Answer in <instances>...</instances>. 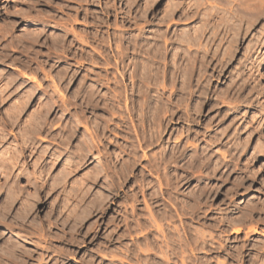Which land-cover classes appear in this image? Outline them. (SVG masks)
<instances>
[{"label": "rangeland", "instance_id": "1", "mask_svg": "<svg viewBox=\"0 0 264 264\" xmlns=\"http://www.w3.org/2000/svg\"><path fill=\"white\" fill-rule=\"evenodd\" d=\"M174 1L0 0V264H264V19Z\"/></svg>", "mask_w": 264, "mask_h": 264}, {"label": "bare ground", "instance_id": "2", "mask_svg": "<svg viewBox=\"0 0 264 264\" xmlns=\"http://www.w3.org/2000/svg\"><path fill=\"white\" fill-rule=\"evenodd\" d=\"M179 1V0H178ZM183 1V0H182ZM205 1H207L208 2V0H205ZM213 1H217V0H213ZM231 1V0H230ZM233 1V0H232ZM204 2V1H203ZM202 2V3H203ZM201 2H200V0L199 1H196L194 4H191L187 9L186 8H184L183 6H185V4H183L182 2H175L174 1V4H171V6H170V9H169V13H168V15H167V19L168 20H170L171 22H173L174 21V17L176 16V14H177V12L179 11V10H181V8L183 9H186L185 11H183V13H181L180 14V17H178L179 18V21H182L183 19H185V21H186V19H188V20H190L191 18H194V17H199V15L201 14V8H202V5H204V4H202ZM206 3V2H205ZM226 4H227V6H229V1H227L226 0ZM234 5L233 7H231V5ZM232 4L230 5V8L229 7H227V9H223L222 11H227L229 14H230V17H231V19L230 20H232V22H230L229 24H227V22L229 21L228 19V21L226 22V25H225V27H222L221 28V30H224L223 31V35H222V37H221V39H220V41H221V43H222V41H223V39L225 38V36L226 35H230V33L232 32H234V34H235V37H240L242 34H243V31L245 30L244 29V26L246 25L247 27H245V28H247V29H249V28H251L256 22H258V21H260V20H262V19H264V0H235V1H233L232 2ZM225 8H226V6H224ZM167 8H168V6H167ZM168 10V9H167ZM181 12V11H180ZM167 13V12H166ZM179 13V12H178ZM221 13V12H220ZM219 12H217V11H215V13H210V14H208V15H206L207 16V20H206V22H208V24L206 25V27H205V30L203 29V32H207V30H210V29H216L217 27H219V26H217L216 25V22L215 23H213V24H211L210 23V19L209 18H215V17H217L219 14H220ZM224 14V13H223ZM223 14L221 15V16H223ZM226 15H228V14H226ZM225 15V16H226ZM224 16V17H225ZM128 17V16H127ZM164 17V16H163ZM126 18V17H125ZM221 18V20L220 21H223L224 19L222 18V17H220ZM226 18V17H225ZM217 19V18H216ZM164 20V19H163ZM167 20V21H168ZM161 21V20H160ZM175 21H176V19H175ZM184 21V20H183ZM226 21V20H225ZM162 22V21H161ZM164 22V21H163ZM218 22V21H217ZM164 23H166V21L164 22ZM220 23V22H219ZM163 24V23H162ZM168 24V23H167ZM223 24V23H222ZM225 24V23H224ZM33 25V23H31V22H29L28 23V25H27V27H30V26H32ZM172 25V24H171ZM175 25H178V24H175ZM220 25V24H219ZM168 26V25H167ZM255 26V25H254ZM108 29H110V28H108ZM158 29V28H157ZM168 29V28H167ZM247 29L245 30L246 32H247ZM113 30V29H112ZM115 30V29H114ZM177 30V29H176ZM200 30V29H199ZM218 30V29H217ZM107 31V30H106ZM117 31V30H116ZM115 31V32H116ZM161 31V30H160ZM167 31V30H166ZM196 31H198V29L196 30ZM196 31H194V32H196ZM201 31V30H200ZM244 31V32H245ZM157 32V31H156ZM155 32V33H156ZM164 32V31H163ZM174 32V31H173ZM205 32V33H206ZM162 33V32H161ZM166 33V32H165ZM196 34V33H195ZM198 34H200V32L198 33ZM204 34V33H203ZM222 34V32H218V36H220ZM162 35V34H161ZM164 35V34H163ZM166 35V34H165ZM164 35V36H165ZM160 36V35H159ZM213 36V35H212ZM163 37V36H162ZM214 38L216 37V35L214 34V36H213ZM182 38V37H181ZM192 38H194V37H192ZM196 38V37H195ZM213 38V39H214ZM161 39V38H160ZM171 40H173V39H171ZM178 40V39H177ZM199 40V39H198ZM236 40V39H235ZM156 41V40H155ZM158 41V40H157ZM169 41V40H168ZM167 41V42H168ZM176 40H174V42H175ZM215 41V40H214ZM161 42V41H160ZM166 42V43H167ZM182 42V41H181ZM196 42V41H195ZM236 42V41H235ZM156 44V43H155ZM165 44V43H164ZM174 43H172V45H173ZM178 44V43H177ZM161 45V44H160ZM220 45V44H219ZM157 46V45H156ZM165 46V45H164ZM161 47H163V46H161ZM161 47H160V49H161ZM233 47V46H232ZM230 48V47H229ZM166 49V48H165ZM231 49V48H230ZM157 50V49H156ZM167 50V49H166ZM158 51V50H157ZM163 51H164V49H163ZM161 52V51H160ZM162 54V53H161ZM165 54L163 53V56H164ZM166 56V55H165ZM164 56V58H166ZM162 58V57H161ZM255 61V60H254ZM41 120V119H40ZM39 120V121H40ZM39 123V122H38ZM36 124V123H35ZM38 125V124H37ZM43 125H44V123H43ZM41 126H42V124H41ZM37 127V126H36ZM39 127V126H38ZM44 127V126H43ZM37 130V129H36ZM33 131H34V129H33ZM32 132V131H31ZM35 133H37V131L35 132ZM34 133V134H35ZM27 134V133H26ZM25 134V135H26ZM31 134V133H30ZM33 134V133H32ZM31 134V135H32ZM33 136V135H32ZM35 136V135H34ZM3 137V136H2ZM5 137V136H4ZM3 137V138H4ZM25 137H27V136H25ZM24 137V141L26 142V141H30L29 139H27L26 140V138ZM43 153V152H42ZM16 155H18L17 153H16ZM21 155V154H20ZM43 155V154H42ZM11 158H13V156H11ZM7 162V161H6ZM48 169V168H47ZM50 169H51V167H50ZM50 171V170H49ZM48 172V171H47ZM17 235H21V234H17ZM22 238V236H19V238ZM20 238V239H21ZM193 244H194V242H192ZM179 244V248H178V251H175V249H173V252H172V254H170V255H173L174 257H176L178 260H180L182 263H184V264H186L187 263V259H188V256H185V253H186V250H188L190 253H191V256H193L194 255V251L196 250V246L195 245H192V246H190V244L188 245L187 244V242H183L182 241V243H178ZM161 247H159L158 249H160ZM153 250V249H152ZM161 250V249H160ZM10 251V250H9ZM163 251V250H162ZM165 252H167V253H169V248L165 251ZM164 253V252H163ZM167 253H166V255H167ZM170 255H168L167 256V258H166V262H165V264H171V260H172V258L170 257ZM164 258L166 257V256H163ZM196 258H194V257H192V260H191V263H193L194 264V260H195ZM161 264V263H160ZM163 264H164V262H163Z\"/></svg>", "mask_w": 264, "mask_h": 264}]
</instances>
